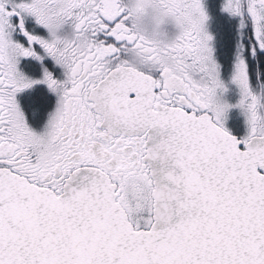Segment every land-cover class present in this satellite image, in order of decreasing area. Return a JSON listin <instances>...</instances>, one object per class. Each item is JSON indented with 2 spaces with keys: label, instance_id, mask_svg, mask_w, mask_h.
<instances>
[{
  "label": "snow or ice",
  "instance_id": "6c2138e0",
  "mask_svg": "<svg viewBox=\"0 0 264 264\" xmlns=\"http://www.w3.org/2000/svg\"><path fill=\"white\" fill-rule=\"evenodd\" d=\"M0 264H264V0H0Z\"/></svg>",
  "mask_w": 264,
  "mask_h": 264
}]
</instances>
